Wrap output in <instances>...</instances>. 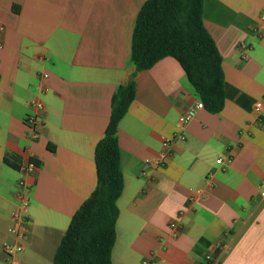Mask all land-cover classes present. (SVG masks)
<instances>
[{
	"label": "crops",
	"instance_id": "crops-1",
	"mask_svg": "<svg viewBox=\"0 0 264 264\" xmlns=\"http://www.w3.org/2000/svg\"><path fill=\"white\" fill-rule=\"evenodd\" d=\"M146 1L0 0V264H11L5 243L24 245L21 264H53L95 191L96 146L113 95L135 69ZM263 17L264 0H205V26L223 57L220 113L194 110L180 122L201 100L175 58L137 75L118 130L125 184L113 264H264ZM38 100L44 125L34 136L27 118L39 114ZM165 140L170 157L159 166ZM21 179L29 186L24 239L9 231Z\"/></svg>",
	"mask_w": 264,
	"mask_h": 264
},
{
	"label": "trees",
	"instance_id": "trees-1",
	"mask_svg": "<svg viewBox=\"0 0 264 264\" xmlns=\"http://www.w3.org/2000/svg\"><path fill=\"white\" fill-rule=\"evenodd\" d=\"M205 0H147L133 35L134 71L112 98L110 121L95 150L97 187L74 214L53 264H113L117 240L118 200L124 190L119 124L137 92V75L157 62L175 58L205 110L225 107L223 57L204 22ZM30 162L38 166V162ZM220 253L217 250L215 256ZM209 264V263H206Z\"/></svg>",
	"mask_w": 264,
	"mask_h": 264
},
{
	"label": "built area",
	"instance_id": "built-area-1",
	"mask_svg": "<svg viewBox=\"0 0 264 264\" xmlns=\"http://www.w3.org/2000/svg\"><path fill=\"white\" fill-rule=\"evenodd\" d=\"M264 19V17H263ZM2 45L0 44V47ZM42 94L45 93L44 90L41 91ZM44 102L42 100H38L36 102V109L39 111V114H33L27 118V121L29 123V126L34 133V136L39 135L38 129L44 125V119L43 116L40 115L41 112L44 111ZM205 109V106L202 101H198L195 106L193 107V110L190 111L189 113L185 114L184 116L180 117V122L187 123L190 122L194 119V110H201ZM263 109V102L259 101L256 104V111L259 114L261 110ZM169 146H170V141L165 140L163 142V150L159 152V154L156 156L154 159V162L159 165L163 166L166 162V160L170 157L169 154ZM218 163H221V160H218ZM29 186L25 183L24 179H21L17 188V197L20 202V208L14 212L12 219L14 221V225L9 229L10 233L15 235L18 239H24L26 236V231L24 228V225L28 221V217L25 214L26 210L29 207ZM203 191L198 189L195 191V193L192 194L191 200L197 197L198 195H202ZM262 196H264V184L261 190ZM170 228L172 230H177L178 228H181V225H178L177 223H171ZM25 250V247L21 243H5L3 246V252L4 254L11 259V264H21L18 256ZM209 258V257H207ZM203 264V263H200Z\"/></svg>",
	"mask_w": 264,
	"mask_h": 264
}]
</instances>
